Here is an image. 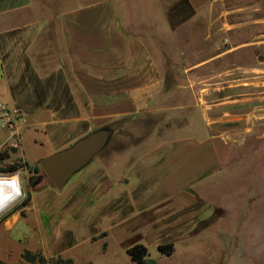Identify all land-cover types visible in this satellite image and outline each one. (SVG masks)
<instances>
[{
    "label": "crops",
    "instance_id": "0c3cea01",
    "mask_svg": "<svg viewBox=\"0 0 264 264\" xmlns=\"http://www.w3.org/2000/svg\"><path fill=\"white\" fill-rule=\"evenodd\" d=\"M49 1L54 6L63 3L0 0V100L34 117L33 125L60 135L59 141L69 134L76 140L92 131V124L113 117L145 113L148 102L157 106L166 81L163 67L139 35L122 23L126 15L120 17L112 0L53 10L46 8ZM186 1L198 13L206 6L229 2ZM235 1L236 7L225 8L217 16L221 26L216 33L231 44L221 42L215 55L216 62L224 64L217 65L214 77L226 83L213 94L210 109L191 112L182 105V127L134 143L131 151L98 157L76 178L75 196L81 198L86 192V198L119 203L121 209L109 213V221L121 222L134 215L133 220L145 222L143 229L150 232L134 236L140 239L135 242L145 244L150 239L155 245L173 243L175 247L178 239H189L192 230H201L204 224L193 222L202 216L210 191H215L216 185L209 188L205 182L221 165L218 147H226L222 137L229 142L236 139L237 144L244 137V143L252 139L253 148L264 139V0ZM210 62L183 67L186 76L175 83L176 89H185L179 84L186 81L191 86L207 80L189 76L188 71ZM159 111L154 107L150 113L160 115ZM201 122L205 126L201 131L190 128L188 135L174 137V130ZM229 127L226 132L230 133L222 136V130ZM3 138L1 134L0 143ZM20 221L15 213L0 219V246L5 250H0V264H20L24 248H37L29 238L11 239ZM42 229L33 230L40 248L45 242L49 257L61 255L62 249L56 247L58 233L51 232L45 241Z\"/></svg>",
    "mask_w": 264,
    "mask_h": 264
},
{
    "label": "rangeland",
    "instance_id": "374dc122",
    "mask_svg": "<svg viewBox=\"0 0 264 264\" xmlns=\"http://www.w3.org/2000/svg\"><path fill=\"white\" fill-rule=\"evenodd\" d=\"M57 1L66 3L54 6L53 1H49L46 8L53 10L54 7L58 9L91 0ZM112 1L120 17L126 15L122 23L139 35L145 49L163 67L166 81L161 88L160 100L157 106L148 102L147 113L117 116L102 124H92L91 130L113 127L111 140L60 190L54 188L45 176L32 187L28 180L34 174L43 175L41 168L38 172L33 171L35 166H39L38 160L71 144L75 140L74 134L59 141L60 135L33 125L34 117L26 116V123L20 127L19 147H0V177L18 175L22 187V196L15 205L0 213V219L17 214L21 221L11 232V239L17 242L29 238L37 246L35 250L24 248L20 252V258L24 260H20V264H134L126 248L140 240L134 236L150 232L143 229L145 222L133 220L134 215H128L121 222L109 221L108 214L121 209L119 203L104 204L100 197H84L86 192L81 198L75 196L72 188L76 178L91 168L98 157L109 156L111 152L131 151L129 147L134 143L153 140L170 129L182 127L179 121L182 105L191 112L208 110L215 102L213 94L217 88L225 86V81L221 84L214 77L219 71L217 65L224 64L221 61L217 63L215 55L221 42L228 46L231 40L216 33L221 26V18L217 16L225 8L236 7L235 0H229L223 6H206L199 13L186 0ZM202 60L211 62L188 71V74L207 80L191 86L186 81L184 86L179 84L185 89H176L175 83H181L186 76L182 68ZM172 106L171 110L169 107ZM154 107L162 113H150ZM203 126V122L194 123L185 129L174 130L173 135L186 136L190 128L201 131ZM229 129L222 130V136L230 133L226 132ZM222 138L226 147H218L221 165L216 174L209 175L205 182L209 188L216 185V192L210 191L209 206L206 204L200 219L193 222V225L204 224L203 228L192 230L189 239H178L171 255L161 253L158 245L147 239L144 245L156 264H264V139H259L260 144L253 148L252 139L244 143L246 137L238 144L236 139L229 142L226 136ZM26 221L34 227L33 230L42 226L45 241L50 240L51 232H57L56 247L62 249V254L49 257L51 252L48 248L44 251L45 242L40 248L36 232L28 227ZM0 250L5 251L1 246ZM25 254L27 258H24Z\"/></svg>",
    "mask_w": 264,
    "mask_h": 264
},
{
    "label": "water",
    "instance_id": "95a60500",
    "mask_svg": "<svg viewBox=\"0 0 264 264\" xmlns=\"http://www.w3.org/2000/svg\"><path fill=\"white\" fill-rule=\"evenodd\" d=\"M113 128L102 126L77 138L71 144L38 160L42 174H34L29 186L40 183L45 176L54 188L60 190L68 180L85 167L110 142Z\"/></svg>",
    "mask_w": 264,
    "mask_h": 264
},
{
    "label": "built area",
    "instance_id": "2783aa9c",
    "mask_svg": "<svg viewBox=\"0 0 264 264\" xmlns=\"http://www.w3.org/2000/svg\"><path fill=\"white\" fill-rule=\"evenodd\" d=\"M25 123L26 114L22 110L10 107L0 100V135H4L0 147H19L21 143L20 127Z\"/></svg>",
    "mask_w": 264,
    "mask_h": 264
},
{
    "label": "bare ground",
    "instance_id": "6f19581e",
    "mask_svg": "<svg viewBox=\"0 0 264 264\" xmlns=\"http://www.w3.org/2000/svg\"><path fill=\"white\" fill-rule=\"evenodd\" d=\"M21 196L22 187L18 175L0 177V213L15 205Z\"/></svg>",
    "mask_w": 264,
    "mask_h": 264
},
{
    "label": "trees",
    "instance_id": "16d2710c",
    "mask_svg": "<svg viewBox=\"0 0 264 264\" xmlns=\"http://www.w3.org/2000/svg\"><path fill=\"white\" fill-rule=\"evenodd\" d=\"M14 168H12V169H14ZM39 170H40L39 166H35L33 168L34 172H38ZM157 249L161 253H164L166 255H171L173 250H174V245H173V243L160 244L157 246ZM126 252L130 256V258L134 262V264H156L155 260H153L149 257V252H148L147 247L140 242H134L133 244L128 246L126 248ZM24 258H27L26 254L24 255ZM67 262H69V260Z\"/></svg>",
    "mask_w": 264,
    "mask_h": 264
},
{
    "label": "flooded vegetation",
    "instance_id": "af4514ba",
    "mask_svg": "<svg viewBox=\"0 0 264 264\" xmlns=\"http://www.w3.org/2000/svg\"><path fill=\"white\" fill-rule=\"evenodd\" d=\"M31 177V176H30Z\"/></svg>",
    "mask_w": 264,
    "mask_h": 264
}]
</instances>
